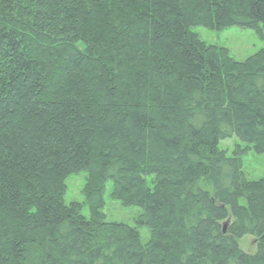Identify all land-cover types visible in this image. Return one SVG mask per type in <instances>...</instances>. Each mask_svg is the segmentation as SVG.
<instances>
[{"label":"trees","instance_id":"obj_1","mask_svg":"<svg viewBox=\"0 0 264 264\" xmlns=\"http://www.w3.org/2000/svg\"><path fill=\"white\" fill-rule=\"evenodd\" d=\"M195 26L261 34L264 0H0V264H264V177L242 171L264 47L236 60ZM78 171L88 216L63 199ZM107 180L134 225L106 220Z\"/></svg>","mask_w":264,"mask_h":264},{"label":"rangeland","instance_id":"obj_2","mask_svg":"<svg viewBox=\"0 0 264 264\" xmlns=\"http://www.w3.org/2000/svg\"><path fill=\"white\" fill-rule=\"evenodd\" d=\"M192 30L207 44L226 48L229 54L236 60H243L258 49L264 47V30H262L261 34H257L252 29L238 26L224 27L219 30H211L202 26H195ZM236 143H240V141L235 136H231L220 140L218 147L226 150L227 154H231ZM242 171L248 179L264 177V154H256L254 152L243 154ZM85 175V171H78L66 178V189L63 199L65 203H80L81 213L88 216V205L85 203L82 193ZM110 189L111 181L107 180L103 193L104 206L101 209L106 220L125 222L134 225V218L140 213V209L135 206L122 205L119 200L114 199L109 195ZM138 231L140 241L142 243L146 242L150 234L148 229L146 227H140L138 228ZM239 247L245 252H253L255 250V241L253 240V237L249 235L242 237L239 241Z\"/></svg>","mask_w":264,"mask_h":264},{"label":"bare ground","instance_id":"obj_3","mask_svg":"<svg viewBox=\"0 0 264 264\" xmlns=\"http://www.w3.org/2000/svg\"><path fill=\"white\" fill-rule=\"evenodd\" d=\"M223 226H225V225H223ZM223 231H224V228H223Z\"/></svg>","mask_w":264,"mask_h":264}]
</instances>
